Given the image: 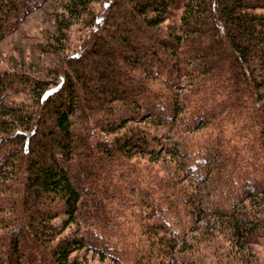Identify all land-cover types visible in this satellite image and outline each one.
Masks as SVG:
<instances>
[{"label": "trees", "instance_id": "16d2710c", "mask_svg": "<svg viewBox=\"0 0 264 264\" xmlns=\"http://www.w3.org/2000/svg\"><path fill=\"white\" fill-rule=\"evenodd\" d=\"M99 1L61 4L57 27L91 29L61 71L0 67V264H75L82 248L119 261L118 240L139 226L171 264H216L170 253L189 249L193 216L212 215L203 230L223 233L243 262L240 241L261 215L239 206L264 190V0ZM44 2L0 0V38ZM21 88L30 99L3 102ZM155 125L186 183L153 171Z\"/></svg>", "mask_w": 264, "mask_h": 264}, {"label": "rangeland", "instance_id": "374dc122", "mask_svg": "<svg viewBox=\"0 0 264 264\" xmlns=\"http://www.w3.org/2000/svg\"><path fill=\"white\" fill-rule=\"evenodd\" d=\"M63 1L64 0H45L42 5L24 14L15 27L10 29L0 38V67L23 71L30 77H40L45 79V77L52 76L57 70L61 71L63 66L68 64L66 62V57L79 50V44L83 38L88 35L91 29L88 26L83 25L81 22L71 25L68 30H63L62 28L60 29L57 27L56 18L60 12V6ZM92 7L93 11L98 12L103 6L102 3H96ZM223 46L224 45L222 44V47ZM159 87V84L155 85V88ZM29 96L31 95L21 88L15 94L9 93L6 95L3 102L7 104L10 102L27 100L30 99ZM242 96L241 99H243L246 94L243 98ZM249 105L251 106L249 111H253L255 107L253 108L250 102ZM121 112L122 111H119L118 109L117 113L115 112L112 117L119 115ZM125 114L127 113H124V115ZM140 116H142V112L139 117ZM144 119L148 121L151 118L144 117ZM153 129L159 134V140L161 143L160 151L156 153L157 156H159L158 159L154 162H149L152 165L153 171H159L160 175L165 172L169 173L175 171V174L179 176V179H177L178 183H186V174L183 170L186 166H183V157H179L176 153H173V149L169 144L170 141L165 138V130L161 125H155ZM203 129L209 130L210 127L206 126ZM188 139L191 143L199 138L197 136H189ZM240 139L241 137L238 138V140ZM238 145L242 146L240 143H238ZM168 154L172 155L171 157L176 160H171L172 163L169 162ZM131 162L147 167V162L144 158L137 160L133 157ZM174 162L176 163L172 166ZM113 185L115 186L116 184L113 183ZM118 187H120V185H118ZM123 187H125V185H123ZM261 191L256 193V195L249 196L239 206L242 213H245L244 215H249L251 219L256 217L255 210L257 211V215H261V221L256 224L257 229L252 231L246 239L244 238L240 241L243 247V250H241L243 255L240 254V257H244L243 262L236 259L239 254L232 248L231 243H229L227 237H224L223 233L215 231L214 234L216 235L211 236L208 232L203 230L208 222H213L217 218H221L215 217L217 215L205 218L193 216L191 222L193 223V229L186 234L185 239L183 240L186 243L185 247H189V249L184 251L185 254L179 252L178 249L181 242L178 241L173 248L174 252L171 251L170 253L172 255L175 254V257H179V255H181L180 253L185 256H188L189 253H191L201 259L203 256L205 257V263H209L211 260L212 262L217 261L216 264H245L244 260H247L248 262L251 260L252 263L255 264H264V190ZM232 196L224 195L220 198L228 202L229 199H232ZM251 201L255 202V205H253ZM261 209H263V211H258ZM222 218L224 219L225 217L222 215ZM132 219L133 221L135 220L134 218ZM61 220L62 215L61 217L54 219L56 223ZM249 220L250 219L247 221L248 223H250ZM133 221L126 220V224L134 228L136 222L129 224ZM222 226L223 228H226V224ZM139 228L140 230L138 232ZM70 229L71 228H66L63 233H70ZM121 238H123V236ZM118 243L126 250L119 261H112L107 257L99 260V255L95 251L82 248L76 252L77 256H75V264H171L166 256L163 255L164 253H161L159 249H155L151 246L149 240H147V235H144L141 232L140 226L133 229V235H128L125 242L119 239ZM227 249L233 250L227 251ZM175 251L177 252L175 253ZM234 252L236 254L235 256L233 254ZM227 253H231L233 259L228 258ZM147 255L150 257L148 258Z\"/></svg>", "mask_w": 264, "mask_h": 264}]
</instances>
